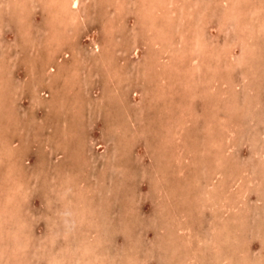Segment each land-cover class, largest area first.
<instances>
[{
    "label": "rangeland",
    "instance_id": "374dc122",
    "mask_svg": "<svg viewBox=\"0 0 264 264\" xmlns=\"http://www.w3.org/2000/svg\"><path fill=\"white\" fill-rule=\"evenodd\" d=\"M57 2L0 0V264H264V0Z\"/></svg>",
    "mask_w": 264,
    "mask_h": 264
},
{
    "label": "bare ground",
    "instance_id": "6f19581e",
    "mask_svg": "<svg viewBox=\"0 0 264 264\" xmlns=\"http://www.w3.org/2000/svg\"><path fill=\"white\" fill-rule=\"evenodd\" d=\"M58 2L56 3V4H60L61 5V7H63V10H64V12H66V13H74V12H76V10H78V8H79V4H80V0H57ZM46 2V1H45ZM53 2V1H52ZM191 5V4H190ZM68 11V12H67ZM79 11V10H78ZM143 11V10H142ZM80 12V11H79ZM137 13V12H136ZM75 14V13H74ZM51 17V16H50ZM71 18H75V16H73V15H71L70 16ZM69 17V18H70ZM143 17V16H142ZM49 18V17H48ZM141 18V17H140ZM142 20V19H141ZM144 21V20H143ZM145 23V22H144ZM155 28V27H154ZM153 35V34H152ZM67 36V35H66ZM157 36V35H156ZM70 37V36H69ZM68 38V37H67ZM71 38V37H70ZM131 39V38H130ZM135 39V38H134ZM153 40V39H152ZM157 40H158V37H157ZM181 40V39H180ZM131 40H129V42H130ZM159 41V40H158ZM135 42H136V40H135ZM151 42H154V41H151ZM178 42V41H177ZM48 43V42H47ZM95 45H97V43L95 44ZM135 45V44H134ZM156 46V45H155ZM130 47V46H129ZM168 47V46H167ZM167 47H166V49H167ZM170 47V46H169ZM131 48H132V46H131ZM137 48V46H135L134 47V50ZM34 49V48H33ZM127 49V48H126ZM169 49V48H168ZM32 50V49H31ZM165 51L166 50H163L162 52H164L165 53ZM113 53V52H112ZM160 53H161V51H160ZM193 53V52H192ZM35 54V53H34ZM38 54V53H37ZM36 54V55H37ZM188 55V54H187ZM151 56V55H150ZM155 56V55H154ZM161 56H163L162 54H161ZM165 56V55H164ZM38 57V56H37ZM151 58V57H150ZM159 58V57H158ZM188 58H189V55H188ZM98 59V58H97ZM113 59V58H112ZM99 60V59H98ZM103 61V60H102ZM104 62V61H103ZM160 62V61H159ZM111 63V62H110ZM120 63V62H119ZM146 63V62H145ZM152 63H154V62H152ZM194 63H195V61H194ZM63 64V63H62ZM51 65H52V63H51ZM111 66V65H110ZM44 67V66H43ZM82 67V66H81ZM201 67V66H200ZM204 67V66H203ZM59 68V67H58ZM118 68H119V66H118ZM117 68V69H118ZM188 68V67H187ZM39 68H37V70H38ZM41 69V68H40ZM67 69V68H66ZM41 70H44V69H41ZM119 70H120V68H119ZM197 70V69H196ZM40 71V70H39ZM63 71V70H62ZM78 71V70H77ZM121 71H122V69H121ZM191 71V70H190ZM193 71V70H192ZM68 72H70V70L68 71ZM122 73H124V72H122ZM40 74V73H39ZM69 75V74H68ZM120 75V74H119ZM109 76V75H108ZM52 77V76H51ZM70 77V76H69ZM110 77H111V75H110ZM112 77H113V75H112ZM171 77V76H170ZM66 78V77H65ZM71 78H72V76H71ZM115 78V77H114ZM119 78V77H118ZM70 79V78H69ZM113 79V78H112ZM117 80V79H116ZM216 80V79H215ZM111 81V80H110ZM113 81H115V80H113ZM118 81V80H117ZM199 81V80H198ZM218 81V80H217ZM220 81V80H219ZM222 81V80H221ZM72 82V81H71ZM210 82V81H209ZM223 82V81H222ZM162 83V82H161ZM73 84V83H72ZM121 84V83H120ZM195 85V84H194ZM120 87V86H119ZM114 88V87H113ZM118 88V87H117ZM212 88V87H211ZM108 91V90H107ZM110 91V90H109ZM112 91V90H111ZM118 92V91H117ZM200 92V91H199ZM107 93V92H106ZM113 93H115V92H113ZM69 94V93H68ZM108 94V93H107ZM110 94H112L111 92H110ZM110 94H108L107 96H109ZM116 95V94H115ZM156 97V96H155ZM68 100V99H67ZM72 100V99H71ZM111 103V102H110ZM125 103V102H124ZM127 105V104H126ZM74 106V105H73ZM81 106V105H80ZM128 106V105H127ZM77 108V107H76ZM81 108V107H80ZM127 113V112H126ZM221 113V112H220ZM82 115V114H81ZM70 117V116H69ZM217 120V119H216ZM224 121V120H223ZM117 123H119V122H117ZM220 124V123H219ZM119 125V124H118ZM113 126V125H112ZM116 126V125H115ZM120 127H122L121 125H120ZM127 127V126H126ZM211 127V126H210ZM116 128H119V127H116ZM123 128V127H122ZM113 129V128H112ZM109 130V129H108ZM116 130L117 129H115V132H116ZM65 131V130H64ZM110 132V131H109ZM126 132V131H125ZM7 143V142H6ZM4 157V156H3ZM107 158H109L108 156H107ZM107 161H108V159H107ZM107 164V163H106ZM119 166V165H118ZM121 167V166H120ZM119 167V168H120ZM118 169V168H117ZM116 169V170H117ZM121 169V168H120ZM120 171V170H119ZM125 180V179H124ZM226 184V183H225ZM77 190H78V188H77ZM81 190V192H82V189H80ZM164 191H166V190H164ZM163 191V192H164ZM90 193V192H89ZM88 193V194H89ZM167 194V193H166ZM66 195V194H65ZM64 195V196H65ZM163 196V195H162ZM133 197V196H132ZM167 197V196H166ZM70 198V197H69ZM84 198V197H83ZM88 200H90V199H88ZM87 200V201H88ZM91 201V200H90ZM86 202V201H85ZM92 202V201H91ZM89 203V202H88ZM80 204H83L84 205V203L82 202V203H80ZM86 204V203H85ZM80 209V208H79ZM81 210V209H80ZM88 210H89V208H88ZM2 211V210H1ZM6 211V210H5ZM71 211V210H70ZM84 211V210H83ZM4 212V211H3ZM86 212V211H85ZM84 212V213H85ZM5 213H8V212H5ZM10 213V212H9ZM83 213V212H82ZM66 214L68 215V213L66 212ZM65 214V215H66ZM2 215H3V213H2ZM7 216H9V215H7ZM0 217H2V216H0ZM226 218V217H225ZM220 219V218H219ZM0 220H2V218L0 219ZM229 220V219H228ZM4 221H6L5 219H4ZM80 221V220H79ZM1 223H2V221H1ZM4 223V222H3ZM70 223V222H69ZM85 223V222H84ZM154 223V222H153ZM88 224V223H87ZM100 224V223H99ZM155 225V224H154ZM3 226H4V224H3ZM71 226V225H70ZM8 228V227H7ZM69 229V228H68ZM71 230V229H70ZM73 230V229H72ZM2 231V230H1ZM109 231V230H108ZM244 231V230H243ZM70 232V231H69ZM82 232V231H81ZM2 233H0V235H1ZM17 234V233H16ZM14 236H12V238H13ZM83 236H81V238H82ZM85 239V238H84ZM78 240V239H77ZM83 240V239H82ZM93 240V239H92ZM8 241V240H7ZM15 241V240H14ZM89 241V240H88ZM82 242V241H81ZM15 243V242H14ZM83 243V242H82ZM85 243H87V242H85ZM85 243H84V245H85ZM94 243V242H93ZM12 244V243H11ZM91 244V243H90ZM79 245V244H78ZM81 245V244H80ZM99 245V244H98ZM87 246V245H86ZM3 247V246H2ZM89 247V246H88ZM128 248V247H127ZM4 249V248H3ZM10 249H11V247H10ZM130 249V248H129ZM237 249V248H236ZM2 250V249H1ZM8 250V249H7ZM96 250V249H95ZM3 251V250H2ZM56 251V250H55ZM60 251V250H59ZM83 252H84V250H83ZM92 252V251H91ZM42 253V252H41ZM79 253V252H78ZM93 253V252H92ZM74 254V253H73ZM69 255V254H68ZM91 255V254H90ZM62 257H64V256H62ZM83 257V256H82ZM80 258V257H79ZM82 259V258H81ZM187 259V258H186ZM56 260V259H55ZM70 260V259H69ZM69 260H67V262L66 263H68V261ZM62 262H63V260H61ZM88 261V260H87ZM8 262V261H7ZM6 262V263H7ZM53 262H54V259H53ZM58 262H59V260H58ZM75 262V261H74ZM56 263V262H55ZM80 263L81 264H83L81 261H80ZM5 264V263H4ZM74 264H76V263H74Z\"/></svg>",
    "mask_w": 264,
    "mask_h": 264
}]
</instances>
